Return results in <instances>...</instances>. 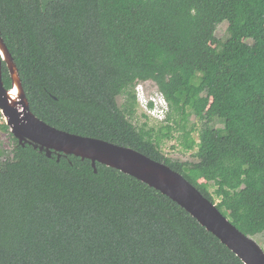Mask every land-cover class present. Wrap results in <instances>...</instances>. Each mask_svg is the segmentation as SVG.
<instances>
[{"label": "trees", "instance_id": "1", "mask_svg": "<svg viewBox=\"0 0 264 264\" xmlns=\"http://www.w3.org/2000/svg\"><path fill=\"white\" fill-rule=\"evenodd\" d=\"M0 29L36 116L169 165L264 234V0H0ZM146 81L169 105L158 128L131 119ZM0 130V264H245L146 183L23 146L1 113ZM173 131L197 161L163 152Z\"/></svg>", "mask_w": 264, "mask_h": 264}, {"label": "water", "instance_id": "2", "mask_svg": "<svg viewBox=\"0 0 264 264\" xmlns=\"http://www.w3.org/2000/svg\"><path fill=\"white\" fill-rule=\"evenodd\" d=\"M12 80L7 88L3 80V65ZM0 108L13 136L23 145L33 146L48 157L54 153L75 155L117 169L146 183L178 203L209 232L240 257L245 264H264V248L252 236L242 232L183 174L169 165L152 159L132 147L104 139L78 135L54 127L36 116L26 95L18 66L0 29Z\"/></svg>", "mask_w": 264, "mask_h": 264}, {"label": "rangeland", "instance_id": "3", "mask_svg": "<svg viewBox=\"0 0 264 264\" xmlns=\"http://www.w3.org/2000/svg\"><path fill=\"white\" fill-rule=\"evenodd\" d=\"M226 27H227V22H224L219 25L217 29V38L219 37H224L226 33ZM217 40H213L212 44L215 45ZM143 88L145 93L150 97V95L155 96L156 98H161L162 93L159 91L157 88V85L152 82V81H146L143 82ZM137 92V90H136ZM118 103L122 106L126 98L124 96H119L117 98ZM137 102L138 105L135 106V113L134 116L131 118L133 122L138 126L141 127L143 125H146L145 127L150 128V127H155L158 128L161 125V122L164 121H158L156 119H153L149 116L146 115V113L143 112L142 108H140V102L137 96ZM168 103V102H167ZM169 107V105H168ZM192 123H197V126L200 127V123L198 122V118L195 116H192L191 118ZM190 124L188 125V127ZM173 138L170 140H164L161 144V148L163 152L169 156L171 159L174 160H181V161H191L195 162L197 161V158L194 155L195 150H188L185 147L182 146L181 141L183 140V133L180 131H173ZM193 137L198 139V132L195 131L193 133ZM0 144L2 147L6 150L10 149L11 146V137L9 135V132L2 131L0 130ZM213 190V188H212ZM221 200L217 199V202H220ZM257 240L260 242L262 247L264 248V234L259 236Z\"/></svg>", "mask_w": 264, "mask_h": 264}, {"label": "built area", "instance_id": "4", "mask_svg": "<svg viewBox=\"0 0 264 264\" xmlns=\"http://www.w3.org/2000/svg\"><path fill=\"white\" fill-rule=\"evenodd\" d=\"M137 96L140 102V108H142L143 112L146 113L147 116L158 121L166 120L169 107L163 95L161 98H156L155 96L147 97L144 94L143 87L141 86L137 89ZM0 113L1 119L4 120L1 108Z\"/></svg>", "mask_w": 264, "mask_h": 264}, {"label": "clouds", "instance_id": "5", "mask_svg": "<svg viewBox=\"0 0 264 264\" xmlns=\"http://www.w3.org/2000/svg\"><path fill=\"white\" fill-rule=\"evenodd\" d=\"M143 87V83H138L137 85H136V90L139 88V87ZM144 89V88H143ZM144 94L148 97V95L145 93V91H144ZM136 95H137V92H136ZM152 95H150V97H151Z\"/></svg>", "mask_w": 264, "mask_h": 264}]
</instances>
